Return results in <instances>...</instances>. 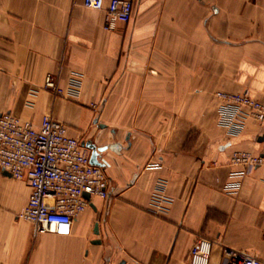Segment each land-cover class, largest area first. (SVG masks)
I'll list each match as a JSON object with an SVG mask.
<instances>
[{
  "label": "crops",
  "instance_id": "0c3cea01",
  "mask_svg": "<svg viewBox=\"0 0 264 264\" xmlns=\"http://www.w3.org/2000/svg\"><path fill=\"white\" fill-rule=\"evenodd\" d=\"M128 1L131 20L108 31L84 0H0V114L35 127L51 115L106 147L111 194L70 235H36L18 218L28 184L0 170V264H190L201 238L208 264L224 249L264 264V165L241 177L231 163L261 151V127L230 135L216 96L264 102V0ZM48 75L63 95L43 88Z\"/></svg>",
  "mask_w": 264,
  "mask_h": 264
},
{
  "label": "built area",
  "instance_id": "2783aa9c",
  "mask_svg": "<svg viewBox=\"0 0 264 264\" xmlns=\"http://www.w3.org/2000/svg\"><path fill=\"white\" fill-rule=\"evenodd\" d=\"M84 6L105 11V29L108 31L116 30L120 22L130 21L134 11L133 3L128 0H110L108 3L84 0ZM43 88L56 96L63 95L52 75L45 78ZM216 96L222 101L221 125L230 135L239 134L248 120L256 121L261 127V151L236 152L231 157V163L242 168L238 175H249L264 165V102L245 93L220 92ZM90 157V150L70 136L69 127L51 115L44 116L40 127H35L11 113L0 114V170L28 184L31 195L18 218L32 223L36 235H70L74 221L89 207L93 197H111L106 171L92 165ZM155 197L169 202L165 183L158 184ZM211 250V241L199 239L191 249L189 263L208 264ZM222 264L262 262L243 251L224 249Z\"/></svg>",
  "mask_w": 264,
  "mask_h": 264
},
{
  "label": "water",
  "instance_id": "95a60500",
  "mask_svg": "<svg viewBox=\"0 0 264 264\" xmlns=\"http://www.w3.org/2000/svg\"><path fill=\"white\" fill-rule=\"evenodd\" d=\"M262 140H263L262 138L259 139L260 142H262ZM83 146L86 147L87 149H89L91 152V157H90L91 164L94 166H99V167L103 168L104 164H102L99 159H100V154H102L104 151H106L107 148L106 147L97 148L96 145H94L91 142L83 143ZM3 174L7 177H12L11 174L6 172V171H3ZM84 196L87 200H90V196L88 194H85ZM95 233L96 234L99 233L98 225H96V227H95Z\"/></svg>",
  "mask_w": 264,
  "mask_h": 264
}]
</instances>
